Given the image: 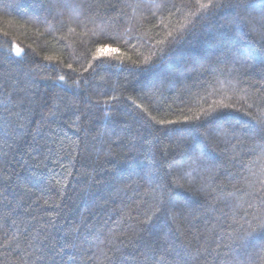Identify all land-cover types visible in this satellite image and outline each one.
Returning <instances> with one entry per match:
<instances>
[{"label": "trees", "instance_id": "16d2710c", "mask_svg": "<svg viewBox=\"0 0 264 264\" xmlns=\"http://www.w3.org/2000/svg\"><path fill=\"white\" fill-rule=\"evenodd\" d=\"M211 4L0 0V264H264V0Z\"/></svg>", "mask_w": 264, "mask_h": 264}, {"label": "snow or ice", "instance_id": "6c2138e0", "mask_svg": "<svg viewBox=\"0 0 264 264\" xmlns=\"http://www.w3.org/2000/svg\"><path fill=\"white\" fill-rule=\"evenodd\" d=\"M197 3H199V0H197ZM208 6H219V5H212L211 4V0H209V5ZM237 7H242V5L238 4ZM236 16H237V18H240L241 17V12H237ZM101 51H103V49H101ZM61 79H63V77H61ZM202 127H203V125H199L196 128L190 129L189 132L193 136H200V135L207 136L208 135L207 132H204V133L200 132V128H202ZM262 132H264V130H262ZM195 150H196V148L194 147L193 151L195 152ZM252 227L264 230V220H261L258 224L254 225Z\"/></svg>", "mask_w": 264, "mask_h": 264}]
</instances>
